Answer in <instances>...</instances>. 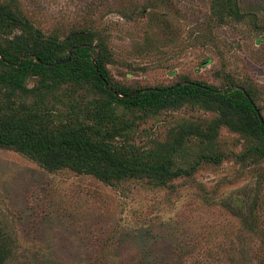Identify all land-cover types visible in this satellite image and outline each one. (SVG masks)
I'll use <instances>...</instances> for the list:
<instances>
[{
    "label": "rangeland",
    "instance_id": "374dc122",
    "mask_svg": "<svg viewBox=\"0 0 264 264\" xmlns=\"http://www.w3.org/2000/svg\"><path fill=\"white\" fill-rule=\"evenodd\" d=\"M214 1L16 3L45 35L73 28L100 31L112 53L109 70L123 83L169 85L196 77L218 85L213 76L219 71L238 82L253 81L264 105V0H232L256 19L226 22L210 18ZM150 41L156 42L154 49L145 50ZM189 114L169 111L141 124L145 131L134 142L163 139ZM192 114L207 115L199 109ZM225 136L221 162L202 163L194 176L176 178L174 189L138 181L111 186L88 174L47 170L0 147V234L11 251L4 264H259L264 198L253 210L256 234L242 217L257 174L264 175V159L253 174V165L242 167L235 159L243 140ZM181 158L175 157L177 164Z\"/></svg>",
    "mask_w": 264,
    "mask_h": 264
},
{
    "label": "trees",
    "instance_id": "16d2710c",
    "mask_svg": "<svg viewBox=\"0 0 264 264\" xmlns=\"http://www.w3.org/2000/svg\"><path fill=\"white\" fill-rule=\"evenodd\" d=\"M212 5L210 18L218 22L247 16L232 0ZM108 42L89 28L45 35L16 0H0V147L18 151L47 170L88 174L111 186L138 181L174 189L176 178L194 176L202 163L221 162L222 140L232 134L237 142L243 140L237 163L253 165V174L262 169L264 118L261 122L253 105L261 115L264 105L253 81L238 82L216 71L218 85L196 77L169 85L126 84L109 70L113 61ZM152 43L144 49H154ZM137 90L130 97L117 95ZM181 109L190 114L177 119L163 139L134 142L145 131L141 124ZM196 109L207 115L192 114ZM176 156L182 157V165ZM263 181V173L257 174L242 217L244 227L255 234L253 210L264 198ZM10 254L0 234V264ZM259 264H264V251Z\"/></svg>",
    "mask_w": 264,
    "mask_h": 264
},
{
    "label": "water",
    "instance_id": "95a60500",
    "mask_svg": "<svg viewBox=\"0 0 264 264\" xmlns=\"http://www.w3.org/2000/svg\"><path fill=\"white\" fill-rule=\"evenodd\" d=\"M247 16L250 17V18H252V20H255V19H256V15H255V14H251V13H249V14H247ZM138 91H139V90H137V91H132V92L126 94V95H120V94H117V95H118L119 97H130V96L134 95V94H135L136 92H138ZM253 107H254L255 110H256V113H257V115H258V118L260 119L261 122H263V118H262V115L260 114L259 110L256 109V106H255V105H253Z\"/></svg>",
    "mask_w": 264,
    "mask_h": 264
}]
</instances>
